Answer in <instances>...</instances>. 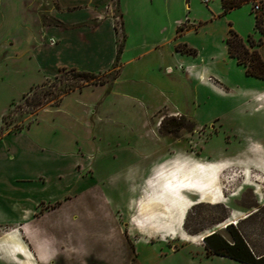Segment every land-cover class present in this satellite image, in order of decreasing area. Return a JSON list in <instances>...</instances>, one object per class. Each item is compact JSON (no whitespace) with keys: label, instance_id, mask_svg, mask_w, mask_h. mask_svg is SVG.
<instances>
[{"label":"rangeland","instance_id":"rangeland-1","mask_svg":"<svg viewBox=\"0 0 264 264\" xmlns=\"http://www.w3.org/2000/svg\"><path fill=\"white\" fill-rule=\"evenodd\" d=\"M197 1L205 5L202 0ZM39 2L46 20L45 10L51 0ZM248 5L254 21L256 12L264 18L262 2L256 12L252 10V2ZM242 7L224 12L206 28L215 38L226 34L232 28L229 16L241 18ZM116 27L119 29V19ZM218 47L219 41L212 40L208 51H217ZM214 67L228 80L227 86L238 87L246 82L241 69L234 71L226 58L220 56ZM81 72L86 71L61 69L21 94L20 87L0 79V113L6 109L8 99L18 96L0 116V135L36 120L40 112L57 105L67 93L93 88L99 83H107L110 88L116 71ZM209 80L220 84L216 77ZM172 87L178 86L172 84ZM197 90L196 99L202 102L200 110L207 113L199 122L180 115L174 106L171 109L161 106L146 108L144 121L133 124L127 116L129 108L110 105L108 110L112 115L102 118L107 115L99 109L101 99L90 104L87 113L97 122L89 124L94 143L91 155L85 151L81 154L68 139L63 141L49 135L50 132L43 130V123L38 127L43 132L38 129L23 135L0 136V190L28 194L32 200L50 199L38 205L36 215L45 213V235L39 238H45L56 249L54 264H67V260H72L69 262L72 264H241L225 256L207 254L202 237L214 230L230 240V233L223 225L228 220L238 221L254 208L257 210L252 216L231 225L242 230L256 250L264 249V156L258 152L264 151V115L260 114L264 103L254 98L255 108H251L236 105L233 97L226 99L204 89ZM212 90L223 94L222 97L232 95ZM182 154L204 159L189 161L208 166L209 180L204 192L192 188L179 190L178 200L185 211L170 229L160 227L159 232L152 233L136 228L134 223L144 216L141 201L157 165L182 158ZM75 162L81 164L78 169ZM129 163L137 164V168L125 174L122 170ZM150 163L153 165L148 166ZM27 165L33 170H22ZM14 174L24 178L34 175V179L19 186L13 183ZM40 175L45 177L44 182ZM126 175L128 182L122 181ZM161 189L145 200L143 209H149L148 201L153 198L156 204L157 200L165 203L163 198L167 194ZM40 223L34 219L27 225L39 235ZM21 225L23 222L15 226L21 231ZM21 236L35 255L28 238L23 233Z\"/></svg>","mask_w":264,"mask_h":264},{"label":"crops","instance_id":"crops-1","mask_svg":"<svg viewBox=\"0 0 264 264\" xmlns=\"http://www.w3.org/2000/svg\"><path fill=\"white\" fill-rule=\"evenodd\" d=\"M252 1L255 0L242 2L229 9L231 12L243 6L244 13L237 20L231 16L228 19L232 29L243 40L248 34L256 40L261 39V44L255 49L264 61V34L255 28L254 16L248 5ZM39 5V0H0L2 81L20 87L21 94L64 68L94 74L115 70V76L110 88L107 83H99L93 88L67 93L57 105L40 112L36 120L1 137L32 133L43 123L42 128L50 132L49 135H56L63 141L68 139L70 143H75L74 147L81 154L85 151L86 155H91L94 143L89 124L97 122L95 117L89 116L87 109L100 99L99 109L107 115L102 118L112 115L108 110L110 105L119 104L123 109L129 108L127 116L133 124L144 121L146 108L161 106L169 109L174 106L180 115L201 121L207 113L200 110L202 102L196 99L197 88L221 98L233 97L236 105L255 108L254 98L262 99L264 103L262 78L247 75L244 66L235 57L229 56L225 43L228 32L215 38L216 35L206 28L224 14L220 0H209L205 5L199 4L197 0H51V5L45 10L46 20L42 17ZM117 19L119 29L116 27ZM212 40L219 41L217 51H208ZM120 43L122 46L118 51ZM183 48L192 49L194 53H188ZM220 56L226 58L234 71L236 68L239 71L241 69L246 78L244 84L227 86L228 80L214 67ZM209 77H216L220 84L210 81ZM126 84L128 86L125 87ZM172 84H177V89H173ZM209 84H214L222 93L232 95L222 97L223 94L214 92ZM17 97L8 99L6 109L0 116ZM133 101L137 104L134 105ZM260 114L264 115V108ZM39 131L43 132L41 128ZM133 149L138 155L141 154L139 149ZM258 152L264 156L263 150ZM182 156L167 164L157 165L147 194L141 201L140 210L144 216L136 220V228L144 231L148 229L152 233L159 232L160 227L170 229L185 211L178 200L181 197L179 190L192 188L204 192L209 180L208 166L189 162L204 159L186 154ZM85 161L84 167L88 165ZM74 164L76 169L81 166L80 163ZM136 165L129 163L122 171L128 174L137 168ZM152 165L150 163L148 166ZM22 170L31 171L33 167L27 165ZM13 178V183L20 186L32 181L34 175L24 178L14 174ZM39 178L45 181V177L40 175ZM122 181L128 182V175ZM159 189L167 194L163 198L165 203L157 200L156 204V198H153L148 201L149 209H143L145 200ZM41 202H50V199L32 200L28 194L20 195L11 189L0 190V264H54L52 258L56 256V249L45 238H39L45 235L43 224L46 221L44 212L36 215ZM256 210L254 208L244 213L238 221L249 218ZM55 217L58 219L59 215ZM34 219L41 222L39 235L27 225ZM20 222H23L21 231L15 226ZM239 232L255 257L264 255V249L256 250L244 232ZM21 233L32 244L35 255L29 250ZM70 261L67 260V264H72Z\"/></svg>","mask_w":264,"mask_h":264},{"label":"trees","instance_id":"trees-1","mask_svg":"<svg viewBox=\"0 0 264 264\" xmlns=\"http://www.w3.org/2000/svg\"><path fill=\"white\" fill-rule=\"evenodd\" d=\"M243 1L244 0H220L223 12H226L235 6H239ZM259 1H261L264 6V0ZM255 28L261 34H264V21L258 12L255 14ZM246 41L247 45H245L242 37H240L232 28H229L228 35L225 38L228 54L231 57H235L237 62L244 66L247 75L264 79V61L255 49V46L261 44V39L254 40L252 36L248 35ZM121 46L122 44L120 43L118 51L121 49ZM182 50L188 53H194V50L189 48H183ZM81 74L87 73L81 72ZM231 224L232 223L225 225L230 233V240L225 239L216 231L202 237L206 253L225 256L245 264H264V255L255 257L239 230H235Z\"/></svg>","mask_w":264,"mask_h":264},{"label":"built area","instance_id":"built-area-1","mask_svg":"<svg viewBox=\"0 0 264 264\" xmlns=\"http://www.w3.org/2000/svg\"><path fill=\"white\" fill-rule=\"evenodd\" d=\"M204 3H207L209 0H202ZM260 2L261 1H259V0H257V1H252V10L253 11H258L259 10V8H260Z\"/></svg>","mask_w":264,"mask_h":264},{"label":"bare ground","instance_id":"bare-ground-1","mask_svg":"<svg viewBox=\"0 0 264 264\" xmlns=\"http://www.w3.org/2000/svg\"><path fill=\"white\" fill-rule=\"evenodd\" d=\"M187 5V4H186ZM187 8V7H186ZM205 82V81H204ZM209 86L212 88V89H214L215 91H218V92H220V90L214 85V84H209ZM222 92V91H221ZM235 223V222H237V219L236 220H228V222H226L223 226H225L226 224H228V223ZM207 233H210V231L209 232H207ZM206 233V234H207ZM200 239H201V237H200Z\"/></svg>","mask_w":264,"mask_h":264},{"label":"water","instance_id":"water-1","mask_svg":"<svg viewBox=\"0 0 264 264\" xmlns=\"http://www.w3.org/2000/svg\"><path fill=\"white\" fill-rule=\"evenodd\" d=\"M228 224H229V223H228ZM212 232H214V230L210 231V233H212ZM210 233H207V234H205V235H208V234H210ZM205 235H204V236H205Z\"/></svg>","mask_w":264,"mask_h":264}]
</instances>
